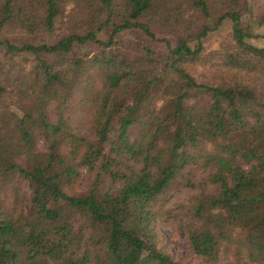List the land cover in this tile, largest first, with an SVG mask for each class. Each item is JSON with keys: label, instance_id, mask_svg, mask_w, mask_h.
<instances>
[{"label": "trees", "instance_id": "1", "mask_svg": "<svg viewBox=\"0 0 264 264\" xmlns=\"http://www.w3.org/2000/svg\"><path fill=\"white\" fill-rule=\"evenodd\" d=\"M64 1L0 0L8 56L0 61V103L14 99L13 111H0V264H178L156 246L155 204L195 165L208 170L214 192L189 208L191 252L213 261L222 250L236 263L241 256L264 264V45L248 41L242 1L71 0L58 39H43ZM213 5L224 9L213 26L194 30L192 13L208 17ZM225 18L233 46L203 57L210 78L197 82L188 69L202 57L201 38ZM153 19L174 40H160L167 55L154 72L151 50L128 58L114 46L123 30L154 39ZM256 22L264 24V13ZM17 32L40 39L11 42ZM88 42L99 52L80 48ZM18 53L31 56L28 68L13 60ZM75 91L92 103L90 135L64 116ZM156 95L160 108L151 103ZM81 170L88 178L79 189ZM21 179L29 182L24 209L7 198Z\"/></svg>", "mask_w": 264, "mask_h": 264}, {"label": "rangeland", "instance_id": "2", "mask_svg": "<svg viewBox=\"0 0 264 264\" xmlns=\"http://www.w3.org/2000/svg\"><path fill=\"white\" fill-rule=\"evenodd\" d=\"M93 2V0H90ZM243 8L241 9L240 24L247 28L254 37L249 38V42L262 46L264 45V24L259 25L256 22V18L264 13V0H241ZM71 0H65L63 2L62 13L55 20L51 31L43 35V39L55 41L58 39L61 30L59 29V22L65 13H68L71 8ZM224 11L223 7L210 6V15L208 17L198 16L197 12H193L191 19L194 21L195 26L201 24H207L213 26L215 19ZM91 14V13H90ZM187 14V13H186ZM101 20V16L97 18ZM154 20V19H153ZM95 23H85L82 26V31L91 30L96 26ZM231 21L227 18L223 19L219 25L215 26L212 30L201 38L202 44V57L194 64L189 66V73L197 81H205L210 78V72H206L208 64L204 60L205 56L209 52L219 50L222 46H233L231 38ZM150 29L154 34V39L147 38L139 30H123L119 32L114 39V46L123 53L126 57L130 58L135 55H140L147 48L152 51V57L150 60L156 61L157 64H149L148 68L154 72L153 67L156 65L158 68L162 67L167 55V49L161 39L168 40L171 46L174 44L172 33L157 21L149 22ZM109 33V25L104 24L100 30L97 31V38L106 40ZM13 37L15 39H13ZM40 38H35L32 35H26L23 32H17L10 36L11 42H35ZM190 45L194 44L193 40L188 41ZM82 50H85L88 54L98 53L99 49L95 43L88 42L80 45ZM3 48L0 47V61H7L8 56H3ZM13 60L21 64L24 68H28L32 58L25 53H18L12 55ZM153 106L160 108L161 98L160 96H154L152 99ZM91 102H87V98L84 95L75 91L72 96L68 98L63 106V113L76 133L82 135H90L91 127L89 124V117L91 116ZM14 110V99L11 94L2 98L0 103V111L6 112ZM135 130H131V134H134ZM41 143V141L39 142ZM81 178L78 181V188H84L88 174L81 170ZM92 176V175H91ZM109 181H105L104 186L111 190L118 188L117 183L109 185ZM16 193H8L7 198L16 201L14 208L24 209L28 200V180L21 179L17 185ZM214 185L208 181V170L201 165L189 166L185 170L181 171L177 180L157 197L156 200V212L153 222V233L155 237V243L157 248L164 251L178 264H253L243 257H238L239 262L228 255V252L221 250L217 258L213 261H206L205 258L193 254L187 242L185 227L188 225L193 228L195 220L190 215L189 208L196 201V197L202 193H213ZM6 198V197H5ZM4 198V199H5ZM196 224V223H195Z\"/></svg>", "mask_w": 264, "mask_h": 264}]
</instances>
